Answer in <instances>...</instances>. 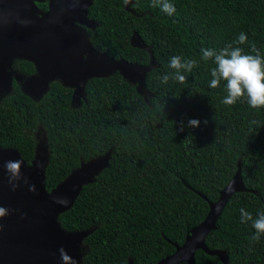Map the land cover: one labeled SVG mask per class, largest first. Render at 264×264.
Masks as SVG:
<instances>
[{"label":"trees","instance_id":"obj_1","mask_svg":"<svg viewBox=\"0 0 264 264\" xmlns=\"http://www.w3.org/2000/svg\"><path fill=\"white\" fill-rule=\"evenodd\" d=\"M172 16L152 0H92L88 30L95 49L114 60L154 67L146 74V97L119 73L85 83L84 99L71 105L72 88L59 80L34 100L16 80L0 101V148L16 150L30 165L36 153L35 129L42 126L48 148L45 186L50 192L81 163L110 151L108 166L84 185L70 210L58 216L68 232L91 230L84 239L82 264H156L182 246L240 168L246 191L233 194L209 232L205 245L224 251L228 264H264V235L253 242L252 222L264 212V108L246 99L222 101L223 82L209 87L212 61L202 48L252 45L264 56V0H171ZM43 11L46 3L37 4ZM241 33L247 36L237 43ZM137 34L149 49L133 47ZM174 55L198 61L185 83L159 79ZM11 69L32 74L33 64L15 60ZM190 119L200 121L188 126ZM256 121L257 123H252ZM195 264H222L198 250ZM186 264V263H181Z\"/></svg>","mask_w":264,"mask_h":264},{"label":"water","instance_id":"obj_2","mask_svg":"<svg viewBox=\"0 0 264 264\" xmlns=\"http://www.w3.org/2000/svg\"><path fill=\"white\" fill-rule=\"evenodd\" d=\"M47 1L48 9L42 12L36 3L44 0H0V101L11 92L13 79L22 80L20 75L12 72L11 65L15 60H26L34 65L36 74L28 78L21 91L36 101L46 94L52 81L59 80L65 87L74 89L71 105L78 107L84 99L88 80L114 73H119L130 84L137 80L144 89L146 74L154 67L151 55L147 66L106 57L89 41L87 30L96 27V23L88 19L90 0ZM130 1L127 0V6ZM131 45L149 51L137 34H133ZM136 90L139 93L137 87ZM110 154L109 151L81 163L48 192L45 186L49 159L46 143L37 145L30 165L16 150L0 148V206L7 210V214L0 217V264H67L61 259V249L75 264H82L86 253L83 241L91 230L65 231L58 216L70 210L82 187L92 183L108 166ZM9 160L23 161L21 179L14 190L3 168ZM32 185L34 191L30 190ZM244 191L238 168L218 200L208 203L205 219L189 230L183 245L176 246L172 255L156 264H195L194 255L198 250L228 264L227 254L209 250L205 239L215 229L228 199ZM61 200H66L67 204L60 203ZM127 264L133 262L128 260Z\"/></svg>","mask_w":264,"mask_h":264},{"label":"clouds","instance_id":"obj_3","mask_svg":"<svg viewBox=\"0 0 264 264\" xmlns=\"http://www.w3.org/2000/svg\"><path fill=\"white\" fill-rule=\"evenodd\" d=\"M152 6H159L169 16L176 12L171 0H152ZM246 41L247 36L241 33L237 43L243 44ZM252 52L255 54H246L242 48L233 47L232 45H227L221 49H201V59L205 62L212 61L214 64V67L210 70L211 80L209 87L217 88L223 82L226 95L222 102L225 105H233L241 99H246L251 108H264V56H261L255 45H252ZM198 63L194 59H185L180 55H174L169 60V68L173 71L165 73L159 79L163 84H167L169 80L185 83L187 79L185 73H191L193 68L198 66ZM252 123L255 124L257 122L252 121ZM199 124L200 121L197 119L188 121V126L190 127H198ZM22 163V160H9L3 164V168L8 173V182L13 190L18 187L16 182L21 179L20 170ZM34 189V185L30 186V190L34 191ZM59 202L67 204L66 200ZM240 212L241 221H251L252 227L255 229V235L251 237V240L253 242L259 241L260 236L264 235V212H259L255 218L243 208L240 209ZM6 214L7 210L0 206V217ZM60 252L62 261L67 262V264H75V261H71L63 249Z\"/></svg>","mask_w":264,"mask_h":264},{"label":"rangeland","instance_id":"obj_4","mask_svg":"<svg viewBox=\"0 0 264 264\" xmlns=\"http://www.w3.org/2000/svg\"><path fill=\"white\" fill-rule=\"evenodd\" d=\"M15 72V71H14ZM16 73H14V75H15ZM16 75H20V74H16ZM22 78V80L20 81V79L18 80V82H19V87H20V89L23 91V85L25 84V82L28 80V78H25V82L23 81V76L22 75H20ZM133 81H135V82H131V84H134L136 87H137V89H138V91H139V93L142 95V96H144V97H146V91H145V89H143V87L142 86H140L139 85V82L137 81V80H133ZM4 97V96H3ZM2 97V98H3ZM73 107H75V106H73ZM33 136L35 137V139L37 140V145H39L40 146V144L41 143H46V136H45V131H44V129H43V127L42 126H38L36 129H35V131H34V133H33ZM82 252H84L83 250H82Z\"/></svg>","mask_w":264,"mask_h":264},{"label":"flooded vegetation","instance_id":"obj_5","mask_svg":"<svg viewBox=\"0 0 264 264\" xmlns=\"http://www.w3.org/2000/svg\"><path fill=\"white\" fill-rule=\"evenodd\" d=\"M91 1V3H92V0H90ZM43 3H46L47 4V9H48V1L47 0H44V2ZM37 4H40V3H36V6H37V8L39 9V10H41L39 7H38V5ZM47 9L46 10H41L42 12H46L47 11ZM87 11H88V9H87ZM88 31V30H87ZM34 66V65H33ZM13 70H15V69H12V72H14ZM14 73H16V72H14ZM16 74H18V73H16ZM20 75H22L23 76V81L25 82L26 80H25V78H29V77H31V76H34L35 75V72L34 73H32V74H29V75H26V74H24V73H20ZM15 80V79H14ZM16 83L19 85V82L18 81H16ZM72 94H73V92H74V89L72 88ZM71 97H72V95H71Z\"/></svg>","mask_w":264,"mask_h":264}]
</instances>
